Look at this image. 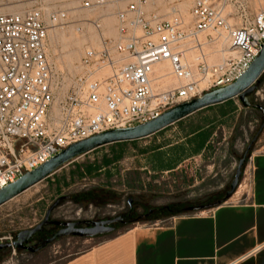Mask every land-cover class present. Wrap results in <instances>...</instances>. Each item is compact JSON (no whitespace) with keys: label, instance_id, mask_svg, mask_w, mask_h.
I'll return each mask as SVG.
<instances>
[{"label":"built area","instance_id":"built-area-1","mask_svg":"<svg viewBox=\"0 0 264 264\" xmlns=\"http://www.w3.org/2000/svg\"><path fill=\"white\" fill-rule=\"evenodd\" d=\"M117 2L123 7L114 12L116 36H102L101 15L89 20L100 32L99 46L84 48L61 98L42 6L0 14V189L72 143L144 123L232 83L264 40V8L252 10L250 0H192L187 19L174 7L165 18L149 8L154 0H82V8L99 11ZM236 3L239 10L227 12ZM67 17V10L58 8L48 21L63 24ZM209 31L224 33L230 49L213 64L205 61L198 39ZM190 50L198 52L196 64L187 58ZM163 61L175 81L165 88L153 68Z\"/></svg>","mask_w":264,"mask_h":264},{"label":"rangeland","instance_id":"rangeland-1","mask_svg":"<svg viewBox=\"0 0 264 264\" xmlns=\"http://www.w3.org/2000/svg\"><path fill=\"white\" fill-rule=\"evenodd\" d=\"M191 2L192 0H154L155 4L149 8L155 7L165 18H170L171 8L174 7L179 10L183 18L187 19ZM62 3L64 4L59 0H0V14L42 6L44 19L48 22V56L60 82L58 98L62 97L71 76L76 73V64L84 48H97L100 38V32L92 22H89L97 16L91 10L76 12L67 9L68 17L63 24H51L48 21L49 12L58 8L65 9L66 7L61 6ZM249 5L252 10L264 8V0H250ZM236 10H239L237 3L232 8H227V12ZM228 19L230 23L234 22L231 16H228ZM101 24L102 36L113 38L116 36L117 22L114 18L106 19ZM78 27L82 29L78 31ZM223 35L224 33L220 35L215 31L198 35V39L203 43L202 50L206 55L207 63L221 61L222 57L216 50L222 42ZM62 37L69 43H64ZM209 37L215 39V43L207 44ZM189 46L190 44L187 47ZM197 54V51L190 50L187 58L196 64ZM162 84L161 88H165ZM249 101L260 104L264 108V74L257 84L256 92L249 96ZM185 125L190 128L209 126L210 135L206 150L202 155L192 157L183 163L176 172L164 173L156 170V163L160 158L152 151L163 140L180 142L188 131L186 127H183ZM185 125L181 127L178 124H172L162 132L149 137L127 141L121 149L105 145L90 152V156L93 154L99 159L104 154L116 152L117 160H120L117 165L121 169L131 168L127 174L123 173L122 177L115 178L111 188L100 187L86 181L85 186L83 183L75 185L69 183V187L60 186L61 190L57 193L55 184H46L43 181L1 205L0 242L12 241L19 231L39 223L49 206L61 195H69L70 198L62 200L52 210L53 220L97 221L116 216H122L124 220L114 224L115 229L109 234L92 238L61 237L35 252L26 249H0V264H61L129 228L160 224L176 215L190 213L192 211H186L189 206H204V209L194 211L200 212L217 207V202L223 204L241 201L248 189L250 158L255 153L264 152L263 112L251 107L244 108L238 98H233L224 105H213L200 110ZM260 128L262 130L246 157L237 189L231 197L226 199L225 193L230 188L238 161ZM147 151L148 154L142 155ZM81 159L87 160L86 157ZM144 161L152 163L153 166L147 165L140 170L139 167ZM129 200H131L130 203ZM57 227L56 225L45 227L42 232L33 237L29 244L50 236Z\"/></svg>","mask_w":264,"mask_h":264},{"label":"crops","instance_id":"crops-1","mask_svg":"<svg viewBox=\"0 0 264 264\" xmlns=\"http://www.w3.org/2000/svg\"><path fill=\"white\" fill-rule=\"evenodd\" d=\"M59 1L64 2L61 6L66 10H86L82 8V0ZM122 7L121 2L107 4L105 9L93 13L101 15L102 21L114 18L116 22L114 12ZM195 113L174 124L182 127ZM183 127L188 131L180 142L163 140L152 151L160 158L156 170L176 172L183 163L206 150L209 126ZM124 143L109 145L121 149ZM89 153L61 167L43 181L55 184L57 193L60 186L69 187V183H83L85 186L86 181L111 188L115 178L131 170L117 165L120 160H117L116 152L104 154L100 159ZM147 165L153 166L144 161L139 169ZM248 169V189L241 201L226 202L208 211L176 215L160 224L129 228L61 264H264V152L252 155Z\"/></svg>","mask_w":264,"mask_h":264},{"label":"water","instance_id":"water-1","mask_svg":"<svg viewBox=\"0 0 264 264\" xmlns=\"http://www.w3.org/2000/svg\"><path fill=\"white\" fill-rule=\"evenodd\" d=\"M263 74L264 40L261 44V49L258 55L251 62L247 70L232 83L223 87L206 91L201 96L193 98L189 101L176 104L163 111L159 116L144 123L131 127L105 130L70 144L48 161L44 162L32 171L25 172L16 181L0 189V206L23 193L27 189L33 187L37 183L45 180L61 167L99 147L149 137L180 121L181 119L209 106L217 105L233 98H238L244 108H255L261 110L264 114V108L260 104L249 101V96L256 92L257 84ZM261 130L262 128H260L252 137L243 156L239 159L235 175L230 183V188L225 193L226 199L231 197L236 191L239 184V179L242 175V168L246 161V157ZM69 198V195H61L56 198L46 210L43 219L39 223L31 228L19 231L12 241L0 242V249L13 248L26 249L32 252L37 251L39 248H37L35 245L29 244V242L37 233L42 232L44 226L46 225H56L59 228L51 233L50 236L45 238L42 245L50 244L58 238L67 236L92 238L106 235L114 231V224L121 223L124 220L122 216H116L113 218L97 221H58L50 218L52 210L57 207L62 200H68ZM128 202L130 203L131 200ZM218 205H220V202L216 203V206ZM202 209H204V206H189L186 208V211L194 212Z\"/></svg>","mask_w":264,"mask_h":264},{"label":"bare ground","instance_id":"bare-ground-1","mask_svg":"<svg viewBox=\"0 0 264 264\" xmlns=\"http://www.w3.org/2000/svg\"><path fill=\"white\" fill-rule=\"evenodd\" d=\"M107 24V23H106ZM62 39V41L64 42V43H69V41L66 39V38H64V37H62L61 38ZM227 45L228 44H226V39L225 38H223L222 39V42L221 43H219V45H218V47H217V52H219L220 53V55H221V57H223V55L226 53V52H229L230 51V49H228L227 48ZM193 56V55H192ZM167 61H163V62H159V63H157V64H155L154 65V74H155V77L156 78H158L159 79V77H161L162 78V85L164 86V87H166V86H168V85H171V84H173L175 81L172 79V77L171 76H169V64H168V62L166 63Z\"/></svg>","mask_w":264,"mask_h":264},{"label":"flooded vegetation","instance_id":"flooded-vegetation-1","mask_svg":"<svg viewBox=\"0 0 264 264\" xmlns=\"http://www.w3.org/2000/svg\"><path fill=\"white\" fill-rule=\"evenodd\" d=\"M51 217H52V215H51ZM50 217V218H51ZM145 217H147V215L145 216ZM47 226H50V225H46V226H44V228H43V230L45 229V227H47ZM59 227H57V229H58ZM56 229V230H57ZM55 230V231H56ZM53 233V232H52ZM51 235V234H50ZM48 237V236H47ZM47 237H45V238H47ZM44 238V239H45ZM44 239H41V240H37L36 242H33L31 245H35L37 248H39L38 250H40V249H42V248H44L46 245H42V243H43V240Z\"/></svg>","mask_w":264,"mask_h":264},{"label":"trees","instance_id":"trees-1","mask_svg":"<svg viewBox=\"0 0 264 264\" xmlns=\"http://www.w3.org/2000/svg\"><path fill=\"white\" fill-rule=\"evenodd\" d=\"M262 77V76H261ZM261 77H260V79H261ZM260 79H259V81H260ZM231 100V99H230ZM119 143H124V142H119Z\"/></svg>","mask_w":264,"mask_h":264}]
</instances>
